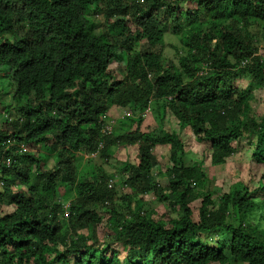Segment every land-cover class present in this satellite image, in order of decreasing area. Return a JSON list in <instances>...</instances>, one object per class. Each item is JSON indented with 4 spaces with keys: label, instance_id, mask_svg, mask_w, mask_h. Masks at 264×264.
<instances>
[{
    "label": "trees",
    "instance_id": "obj_1",
    "mask_svg": "<svg viewBox=\"0 0 264 264\" xmlns=\"http://www.w3.org/2000/svg\"><path fill=\"white\" fill-rule=\"evenodd\" d=\"M168 30L185 51L165 62ZM262 42L264 0H0V79L18 116L0 127V264H264ZM113 107L130 115L109 132ZM148 109L162 136L142 129ZM188 128L215 165L248 145L260 177L215 193L186 164ZM121 147L138 161L120 163L119 194L103 163ZM150 194L176 216L146 208Z\"/></svg>",
    "mask_w": 264,
    "mask_h": 264
},
{
    "label": "rangeland",
    "instance_id": "obj_2",
    "mask_svg": "<svg viewBox=\"0 0 264 264\" xmlns=\"http://www.w3.org/2000/svg\"><path fill=\"white\" fill-rule=\"evenodd\" d=\"M181 34H175L172 31H167L166 36L164 39V46H163V58L165 62H170L171 60H177L179 58L178 49L181 51H185L183 49V44L180 42ZM260 44H264L263 42ZM178 48V49H177ZM120 71L123 73V70L120 69ZM247 83V80L243 79L241 80L240 84L241 86H245ZM0 127H8L11 128L9 123L12 121V119H17V112L15 109L6 110L7 106H10V104H15L12 101V97L7 92V88H5L6 83L3 79H0ZM256 100L253 102V108L258 113L261 114L262 109L264 107V89L258 90L256 94ZM11 104V105H12ZM13 106V105H12ZM14 108V107H12ZM170 113V112H169ZM167 114L169 116L170 114ZM130 114V111L123 110L119 107H113L111 111L108 113L109 119H121L124 115ZM145 116H147L145 123H143L142 129L144 131L149 130L154 134V136H162L164 132H162V129L155 128L157 126L155 115L150 110H147L144 113ZM165 115V129L168 131L178 130L179 131V124L178 120L174 116L167 117ZM160 120V119H159ZM125 128V127H124ZM183 138L186 145V164H191L194 161H199L204 166V169L208 176V184L212 190L215 191V193H227L231 190V187L234 182L237 180H240L242 177H245V180L249 182V172L254 173L253 176L256 174V179H258L261 175V171L259 168L256 167L255 164H253V161L250 159L251 155V148L248 147V145L237 144L235 143V151L234 154L228 158L226 164L224 165H215L211 161V149L209 146L200 143L196 138L194 137L193 133L191 132V129H187L183 131ZM32 147H28L27 151H30ZM40 154V157L43 160H46L48 155L51 153L49 152V149L46 147L37 148ZM53 152V151H52ZM152 153L155 154L159 160L160 169L162 170L163 174L159 176V180L162 184H167V179L164 176L165 171L167 170V167L169 165V146L168 145H161L158 144L152 149ZM115 158H112L111 160L104 162V169L109 174H117L118 173V167L121 162L128 160L130 158V161L137 162V151L134 147H121L118 152L114 156ZM99 160L100 159H94ZM81 169H91L92 171L96 170L95 166H92L96 164V162H89V158L86 155L85 158L81 160ZM47 166L45 168H50L51 163L49 161L46 162ZM89 166V167H88ZM114 184L117 185L116 191L119 192V194H122V190L120 187V177L116 175ZM255 178V177H254ZM91 178L86 176L84 177V181H88ZM249 179V180H248ZM254 182V181H253ZM251 186L255 187L254 184H251ZM3 190V188L0 185V191ZM71 196V197H70ZM68 200L66 201V206L70 203V200H72L75 196L73 194H69ZM201 200H197L194 203V208L197 209L199 207ZM144 204L146 208L156 210L159 214L168 213L175 215V211L170 209L167 205H164L161 202H158L156 200V197L154 194L147 195L144 200ZM197 212V211H195ZM101 214L104 216V221L101 224V227L105 226L106 222V214L105 212H101ZM197 217V216H196ZM254 223H257L260 221V218H254ZM264 227V222L261 225Z\"/></svg>",
    "mask_w": 264,
    "mask_h": 264
},
{
    "label": "clouds",
    "instance_id": "obj_3",
    "mask_svg": "<svg viewBox=\"0 0 264 264\" xmlns=\"http://www.w3.org/2000/svg\"><path fill=\"white\" fill-rule=\"evenodd\" d=\"M148 110H149V109H148ZM127 115H130V114H127ZM124 116H126V115H124ZM124 116H123V117H124ZM169 116H170V115H169ZM169 116H167V117H169ZM123 117H122L121 119H123ZM103 118H104V120L106 121V124H107L106 129H108L109 132H112L113 127L117 125L119 119H117V120H116V119H115V120H114V119H111V120H110L108 114H106V116H104ZM165 119H166V118H165ZM164 129H165V128H164ZM165 130H166V129H165ZM166 131H168V130H166ZM176 131H178V130H176ZM93 156H94V155H93ZM116 175H117V174H116ZM116 175H114L113 178L110 179V181H109V183H108V184H109V187H113V186L115 185V184H114V182H115V178H114V177H115Z\"/></svg>",
    "mask_w": 264,
    "mask_h": 264
}]
</instances>
